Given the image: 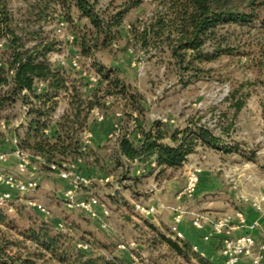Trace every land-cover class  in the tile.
<instances>
[{
  "label": "trees",
  "instance_id": "obj_1",
  "mask_svg": "<svg viewBox=\"0 0 264 264\" xmlns=\"http://www.w3.org/2000/svg\"><path fill=\"white\" fill-rule=\"evenodd\" d=\"M143 1L109 0L99 5L98 0H23L19 18H15L10 0H0V40L5 39L0 47V112L18 107L16 127L10 118L3 120L22 149L43 159L42 169L50 171L49 164L81 155V136L89 129L92 109L99 106L106 115L120 101L119 109L134 120L136 127L120 128L115 140L112 161L115 167H125L115 178L116 191L121 187L133 189L132 183L139 180L128 160L145 164V175L155 170L161 175L169 168L181 167L200 144L215 147L223 141L221 137L230 136L236 115L248 97V92L239 93L245 83L225 97L232 112L219 134L192 118L183 127L158 119L143 124L141 94L125 83L117 67L104 64L97 56L100 50L115 53L121 41H125L123 49L134 46L143 56L153 50L164 55L181 85L211 79L212 69L204 65L222 55H245L248 67L256 71L246 84L264 86V39L254 37L264 33V0H149L153 8L147 16L126 22L128 13ZM60 20L73 35L74 53L91 61L98 76L94 87H88L79 73L72 74L71 68L51 62L49 54L59 51L61 40L55 36L56 28L45 30V26ZM106 97L112 98L110 105L103 103ZM61 101L65 104L63 113L53 118ZM227 145L218 147L226 150ZM152 160L155 167L148 164ZM8 209L12 208H0V264H130L93 236L77 237L73 226L58 229L52 220L44 221L21 206L15 207L14 216ZM145 223L155 232L152 243L164 244L176 255L189 256L192 249L188 240L174 236L167 227L162 231L148 220ZM76 241L87 243L88 248H77ZM93 247L103 252H93ZM194 257L201 264H211L197 253Z\"/></svg>",
  "mask_w": 264,
  "mask_h": 264
},
{
  "label": "rangeland",
  "instance_id": "obj_2",
  "mask_svg": "<svg viewBox=\"0 0 264 264\" xmlns=\"http://www.w3.org/2000/svg\"><path fill=\"white\" fill-rule=\"evenodd\" d=\"M108 1L98 0L99 5H105ZM23 5V0H10L9 6L15 18H19V7ZM152 8V3L149 0H144L138 8L132 9L128 13L126 22L133 21L137 16H147ZM56 26V23L47 24L45 30L54 28L55 31ZM66 33V28L63 29L62 33L55 31L56 38L61 40L60 49L49 54L51 62H56L58 55L69 57L76 52V45L65 39ZM257 36L264 39V33L254 35V37ZM123 45H125V41L119 43V49L115 53L100 50L97 52V56L104 64L117 67L119 76L125 83L141 94L145 104L144 114L140 118L143 124L160 115L172 119L173 122L169 124L183 127L186 125V120L192 118L199 119L200 123L210 127L215 134H219L220 128L228 124L226 118H229L232 112L229 109L228 100L224 99L226 96L225 90L230 93L238 88L240 84L245 83L239 93L248 92V97L244 106L236 115L230 136L221 137L223 141L218 146L228 144L227 146L231 149H223V151L236 153V158L260 160L261 169L264 171V86L246 84V82L254 79L256 71L248 67L245 55H222L204 65L205 68L212 69L210 72L211 79L200 78L186 85H181L178 83L172 68L167 67L164 55L153 50L149 51L148 55L143 56V54L138 53L134 46L123 49ZM79 65L80 69H87L89 72L94 73L89 59L81 57ZM71 71L72 74L78 75L79 73L77 69ZM121 104L120 101L114 108L108 110L107 114L111 119L110 122L114 118L112 111L119 109ZM4 117L10 118L12 124L18 122V107L14 106L0 112V122ZM90 120L93 121V118L91 117ZM115 123H118L121 129L134 130L136 127L134 120H131L128 114L123 115L121 119L115 120L114 118L113 124ZM97 126L99 131L104 134L106 126L104 127L101 124ZM3 136H5L4 130L0 126V140L3 139ZM218 146H215V148L220 150ZM234 146L238 147L235 148ZM114 147L115 142L109 140L108 137H105L100 145L91 143L78 165L80 171L94 179L89 186L90 188H82V191L91 190L108 207L109 215L107 219L112 232L101 230L99 225L85 214L77 210H66L62 206L60 202L62 200L56 194V188L58 187L56 178H58V175L54 172L48 173L47 170H44V178H41L39 174L35 175L39 177V188L33 196L48 207L51 219H60L64 222V226H73L77 229V237L89 234L100 242L108 244L111 247V252L124 260L125 263L201 264L194 257L195 252L193 250H191L188 257H182L176 255L164 244L152 243L151 239L155 236V232L146 225L145 220L152 222L158 229L164 231L168 223V214L160 211L155 215L143 217L134 210L132 203V198L148 203L144 196L148 195L149 197L151 184H156L158 188L159 185L167 186L170 183L169 192L171 193L176 187L180 188L184 183L185 168H171L161 175H156V170L148 176L145 175L146 173L138 175L139 180L137 183H132L133 189L121 187L116 191L110 184L100 183L98 180L99 177L106 175L115 179L125 168L115 167L111 157ZM95 158H98L97 161ZM133 176L135 175L133 174ZM165 190L164 187L162 192ZM132 194L135 196H132ZM115 195H119V197ZM26 196L27 194L20 196L15 194L13 201L8 205L12 208L8 209V213L14 216L15 207L21 206L41 218L40 214L24 203ZM150 199V202H153L156 197L153 196ZM230 202L231 205L238 207L233 198ZM118 241L125 243L133 241L136 243V247L120 251L116 248ZM98 251L103 252L102 249L93 247V252ZM131 253L135 255L136 259L131 257Z\"/></svg>",
  "mask_w": 264,
  "mask_h": 264
},
{
  "label": "built area",
  "instance_id": "obj_3",
  "mask_svg": "<svg viewBox=\"0 0 264 264\" xmlns=\"http://www.w3.org/2000/svg\"><path fill=\"white\" fill-rule=\"evenodd\" d=\"M65 28V22L60 20L56 26V31L62 33ZM65 39L71 42L73 40V35L66 33ZM5 39L0 40V47L4 45ZM142 54V52H138ZM56 61L62 65L67 66L71 69H77L81 76H84L87 80L88 87H94L98 81V76L95 73L89 72L87 69H80L79 59L81 58L78 53H74L71 56L58 55ZM42 87V83L38 84V89ZM226 96L228 95L227 90H225ZM225 96V97H226ZM224 97V99H225ZM112 101L111 97H106L103 100L105 105H110ZM63 113V109L58 107L56 112L53 114V118H57ZM92 118L101 123L105 119V114L99 106L92 109ZM117 119H121L123 113L120 109H115L113 112ZM153 119H158L162 122L172 123L173 120L164 116L157 115ZM19 122L12 124L16 127ZM0 126L4 130L3 139L0 140V147L3 143L10 145L9 151H2L0 149V163L5 162L8 159V155H13L15 158V169L16 171H8L0 169V185L5 187L4 190L0 191V208L8 207V205L13 201L14 195H26L24 203L31 208L33 211L41 215L44 221H53L54 225L58 229H64V222L60 219H51L50 211L48 207L41 201L36 199L33 195L39 188V177L31 176L25 177L24 174L27 171H36L38 169V164L43 162V159L39 156H33L29 151L22 149L18 145V138L14 132L9 131V125L1 120ZM120 125L115 123L113 125L112 131L108 134V139L115 142L116 137L119 133ZM47 132V129L45 130ZM136 138L140 135L137 133ZM93 137L92 131L89 129L85 130L81 136V155L77 158L62 162L60 164L51 163L49 164L50 171L56 173L60 178L64 179L68 183V187L64 190L62 194L63 205L66 210L73 211L77 210L85 214L88 218L94 220L101 230L106 232H112L110 224L108 222L109 209L104 205L100 198L91 191L79 194L82 188L89 187L94 179L88 174L83 173L78 168V165L82 161V154L86 151L88 146L91 144ZM149 166L155 167V161L152 160ZM147 168L145 164L139 165L134 173L135 175L145 174ZM202 172V167L195 163L187 164L185 167V179L183 185L175 193V203L166 204L163 202H153L145 203L142 201H134V210L143 217H149L157 214L160 211H167L171 214V224L169 225L170 231L174 236L178 238H183L182 232L179 230V224L184 220L186 209L182 205L184 199L192 197L198 187L200 174ZM264 176V171L261 174ZM252 178L256 175L252 174ZM100 183L110 184L114 188L118 187L116 180L109 175L101 176L98 178ZM150 192L157 190L156 184H151ZM234 197L237 201H243L249 204L253 209L262 213L264 212V178H261L258 182V190H248L244 191L242 189L237 190L236 185H233ZM10 208V207H9ZM207 217L200 212H192L190 219V225L194 228H201ZM255 225L248 224L246 221V216L243 210L236 209L233 213H223L215 218L209 220V232L204 235V239H208L211 236L220 237L219 239V253L221 255L224 264H238L242 260L246 261V264H264V240L259 241L251 232H241L234 234L233 230L237 227H248L252 228ZM75 246L80 249H87L88 244L82 241H76ZM136 243L131 241L125 243L123 241H118L116 248L120 251L126 249H134ZM191 249L204 256V252L199 250L197 245H191ZM133 259L135 255L130 254Z\"/></svg>",
  "mask_w": 264,
  "mask_h": 264
},
{
  "label": "crops",
  "instance_id": "obj_4",
  "mask_svg": "<svg viewBox=\"0 0 264 264\" xmlns=\"http://www.w3.org/2000/svg\"><path fill=\"white\" fill-rule=\"evenodd\" d=\"M64 106V102L61 101L59 103V107L63 109ZM114 118L115 120H117L115 116ZM114 118H112V121L110 122L111 119L108 114H106L104 121L101 123L96 122L94 119L93 121L90 120L89 130L93 133L91 141L93 145H100L101 141L105 137H108V134L113 129ZM99 124L103 125L104 127L106 126V131L104 132V134L99 131V127L97 126ZM0 149L2 151H9L10 145L3 143ZM236 157V153H230L228 151L224 152L221 149L217 150L214 146L200 144L194 152L187 155L186 160L181 166L182 169H184L187 164L198 163L202 167V172L200 174L196 193L192 197L184 199L182 201V205L186 209V214L184 220L178 226L179 230L182 232L184 239L188 240L191 245H197L198 249L204 252V257L214 264H224L219 253L220 237L211 236L208 239H204L203 236L208 234L209 232V220L215 218L216 216H219L223 213H233L236 209H241L245 213L247 223H255V225L252 228H248L246 226L237 227L233 230V233L237 234L241 232H251L259 241L264 240V212L260 213L253 209L249 204L243 201H237L234 197L235 190L233 189V185L235 184L237 190L242 189L244 191H257L259 180L261 178H264V176L261 175V173L263 172L261 169L262 165L260 164V160L254 161L252 159ZM127 163L131 165L132 173H134L135 169L139 165H141V163H138L135 160H128ZM0 169L16 171L14 156L11 154L8 155V159L5 162L0 163ZM170 169L171 168H169V170ZM47 171L48 173L52 172L49 170ZM43 173L44 169L41 168V164L39 163L38 169L36 171H27L25 172L24 176L30 177L39 174L41 178H44ZM252 174H255L256 177L252 178ZM57 177L58 178H56V181L58 183V187L56 188V194L58 195L60 200H62V194L68 187V183L66 180L60 178L59 176ZM169 184L170 183H168L167 186L159 185L156 191L148 193L149 197L148 195L144 196L146 198L145 200H147L148 203H175V193L179 188L176 187L171 193L169 192ZM164 187L166 188V190L162 192V189H164ZM89 188L90 187H87V189ZM4 189L5 187L3 185H0V191ZM82 190L83 189L79 191V194L88 192H83ZM48 194H50V192H48ZM13 195H15V192H13ZM132 196L135 195L132 194ZM153 196L156 197V200L150 202V198ZM232 198L233 201L238 204V207L231 205L230 201L232 200ZM113 199L115 200L116 197ZM134 201L139 200L137 198H132V203ZM60 202L64 207L63 201ZM162 212H166L168 214L167 227L169 228V225L171 224V214L164 210ZM192 212H200L207 217V220L204 221L201 228H194L190 225L189 221L191 219ZM238 264H246V261L242 260Z\"/></svg>",
  "mask_w": 264,
  "mask_h": 264
}]
</instances>
